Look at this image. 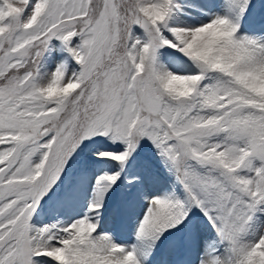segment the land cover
Wrapping results in <instances>:
<instances>
[{
	"label": "snow or ice",
	"instance_id": "1",
	"mask_svg": "<svg viewBox=\"0 0 264 264\" xmlns=\"http://www.w3.org/2000/svg\"><path fill=\"white\" fill-rule=\"evenodd\" d=\"M0 264H264V0H0Z\"/></svg>",
	"mask_w": 264,
	"mask_h": 264
},
{
	"label": "rangeland",
	"instance_id": "2",
	"mask_svg": "<svg viewBox=\"0 0 264 264\" xmlns=\"http://www.w3.org/2000/svg\"><path fill=\"white\" fill-rule=\"evenodd\" d=\"M106 226L107 227H112L113 226L111 217L107 216V215H106Z\"/></svg>",
	"mask_w": 264,
	"mask_h": 264
}]
</instances>
